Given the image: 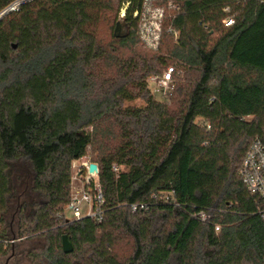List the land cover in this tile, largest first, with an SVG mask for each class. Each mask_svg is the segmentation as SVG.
<instances>
[{
    "label": "trees",
    "instance_id": "1",
    "mask_svg": "<svg viewBox=\"0 0 264 264\" xmlns=\"http://www.w3.org/2000/svg\"><path fill=\"white\" fill-rule=\"evenodd\" d=\"M17 1L0 0V15ZM155 1L178 7V40L160 54L138 48L146 0H28L0 19V236L14 235L19 167L23 194L41 198L20 204L14 235L45 238L33 264H264V203L239 174L252 142L264 144V0ZM116 4L127 32L104 42ZM170 67L197 79L175 73L158 100L149 78ZM137 98L145 106H126ZM89 148L105 214L69 221L73 162Z\"/></svg>",
    "mask_w": 264,
    "mask_h": 264
},
{
    "label": "rangeland",
    "instance_id": "2",
    "mask_svg": "<svg viewBox=\"0 0 264 264\" xmlns=\"http://www.w3.org/2000/svg\"><path fill=\"white\" fill-rule=\"evenodd\" d=\"M118 0H115L117 2ZM154 1V0H153ZM172 5H176L173 2H168L167 4H160V2L155 1L152 3V9L150 10L146 8V12L144 16L140 19V35L142 37V42L140 41L139 44V49H146L145 46L152 50H158L159 47L160 51L157 53L151 52L153 54H160L162 51L166 50L167 45H174L177 40H178V33H175L174 36L172 35V31L169 29V17L170 15L177 10L172 7ZM162 9L164 11V17L161 20V26L159 30V41L158 44L155 46H151V38L152 34L150 33V27L153 26L156 22L155 16H156V10L157 9ZM125 12H126V6H121L119 9V6L116 4L114 9L112 11H109L106 13L105 18L101 21L99 25V33L101 37L103 38L104 42H110L111 40L114 39L113 33L116 27V24L119 21H123L125 19ZM167 17V19H166ZM177 34V35H176ZM177 73V78L180 77V81L183 82L184 84L190 83L191 81H194L197 79L198 72L197 71H182L178 69ZM182 72V73H181ZM152 78H149V82L152 83L151 87L153 90L156 91L157 93V98L158 100H168L172 96V92L174 88H168L165 93L164 91L159 88L157 83L153 82ZM152 80V81H151ZM178 81V80H177ZM126 106H136V107H141L145 106V102L139 98L133 99L131 101L126 102ZM92 160V149L89 148L87 151V155L80 160L74 161L73 166H72V186H71V191L72 194L77 192V191H82L88 188V183L86 181L87 178V167L86 165L88 163H91ZM98 176V175H97ZM25 177H24V172L17 167L14 171L13 175V181H14V188L16 190V193L14 197L11 200L10 204V210L6 214V220L7 223L9 224V228L11 229L12 233L15 235V232L17 231V225H18V210L20 207V204L23 202L25 207L26 205H31L34 203H38L41 201L40 196L37 195V193L33 192L31 190V186L28 187V191L23 194V190L25 187ZM94 180H97V177L94 178ZM94 181V182H95ZM19 203V207H18ZM18 208V209H17ZM28 210H30L29 207H27ZM15 214V215H14ZM87 215V205H83L82 207V216L85 217ZM64 217L69 220L73 221L76 220L74 217L73 212L66 207L64 211ZM11 219H12V224H11ZM12 227V228H11ZM46 245V240L43 237H34L30 240H19L16 239V243L14 244V254L16 256V260H19V264H33L30 257L29 253L32 250H42ZM11 247L9 248V250ZM13 249V248H12ZM11 252H8L5 256V258L9 255H11ZM5 258L0 257V263L5 261Z\"/></svg>",
    "mask_w": 264,
    "mask_h": 264
},
{
    "label": "built area",
    "instance_id": "3",
    "mask_svg": "<svg viewBox=\"0 0 264 264\" xmlns=\"http://www.w3.org/2000/svg\"><path fill=\"white\" fill-rule=\"evenodd\" d=\"M151 0H146L145 8L143 10L142 16H144L146 12V8L150 10L152 9ZM173 8L178 9L176 5H172ZM137 16V14H135ZM164 17V11L162 9L156 10L155 16V24L150 27V33L152 34L151 38V46H155L159 41V28L161 26V20ZM226 25H231L233 23L232 19H228L225 21ZM177 35V34H176ZM175 73H179L174 67L168 68L161 76H157L152 78L153 82L157 83L159 88H161L164 93L168 88L173 89L174 75ZM151 80V81H152ZM211 128V125L208 126V129ZM89 164L87 167V178L86 181L88 183V188L82 191H77L72 194L70 203L68 204V208L73 212L76 220L83 219L85 217L95 218L99 222L103 220L105 210H104V198L101 190V186L98 180L97 174H90L88 172ZM119 168L114 166V171H118ZM240 177L245 184L247 190L253 194L258 196L264 203V144L261 139H255L249 150L247 151L241 168L239 170ZM97 177L95 181L94 178ZM95 181V182H94ZM170 194H165L163 199L165 201H169ZM154 198L156 196L154 195ZM87 205V215L85 217L82 216V207L83 205ZM148 207L147 204H133L131 205L132 212H138L140 210H144ZM261 218L264 220V208L259 211ZM194 217L200 220L202 223H209L213 219L212 215H210L205 210H200L194 214ZM215 230L220 231V226L216 225ZM16 237L14 240V235L10 238L4 239L0 236V245L3 244L5 248H8L16 243Z\"/></svg>",
    "mask_w": 264,
    "mask_h": 264
},
{
    "label": "water",
    "instance_id": "4",
    "mask_svg": "<svg viewBox=\"0 0 264 264\" xmlns=\"http://www.w3.org/2000/svg\"><path fill=\"white\" fill-rule=\"evenodd\" d=\"M28 0H19L16 3H14L12 6H10L9 8H7L1 15H0V19H2L4 16H6L9 12H11L12 10H15L18 6H20L21 4H23L24 2H26ZM127 32V27L124 24L123 21H119L117 23L116 29H115V36L116 37H121V36H125ZM88 172L90 174H97L99 175V167L96 163H90L89 164V169ZM18 207H19V203H18ZM18 209V208H17ZM15 215V214H14ZM11 224H12V219H11ZM12 228V227H11ZM14 240H15V236H14ZM14 244V243H13ZM63 251L66 254H69L73 251V246L71 244V242L69 241L67 236L63 237ZM13 253H14V247H13Z\"/></svg>",
    "mask_w": 264,
    "mask_h": 264
},
{
    "label": "flooded vegetation",
    "instance_id": "5",
    "mask_svg": "<svg viewBox=\"0 0 264 264\" xmlns=\"http://www.w3.org/2000/svg\"><path fill=\"white\" fill-rule=\"evenodd\" d=\"M11 247V249L10 250H8V252H13V247H14V244L12 245V246H10ZM8 252H6L5 254H0V257L2 258H5V256H6V254L8 253ZM0 264H19V260L17 259L16 260V256H15V254L14 253H11V255H9V256H7L6 258H5V261L4 262H2V263H0Z\"/></svg>",
    "mask_w": 264,
    "mask_h": 264
}]
</instances>
